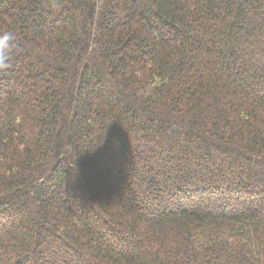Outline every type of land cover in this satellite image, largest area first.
Instances as JSON below:
<instances>
[{"label":"trees","instance_id":"16d2710c","mask_svg":"<svg viewBox=\"0 0 264 264\" xmlns=\"http://www.w3.org/2000/svg\"><path fill=\"white\" fill-rule=\"evenodd\" d=\"M0 264H264V0H0Z\"/></svg>","mask_w":264,"mask_h":264},{"label":"clouds","instance_id":"9594fccd","mask_svg":"<svg viewBox=\"0 0 264 264\" xmlns=\"http://www.w3.org/2000/svg\"><path fill=\"white\" fill-rule=\"evenodd\" d=\"M13 48L11 33L0 34V69L8 66V60Z\"/></svg>","mask_w":264,"mask_h":264}]
</instances>
